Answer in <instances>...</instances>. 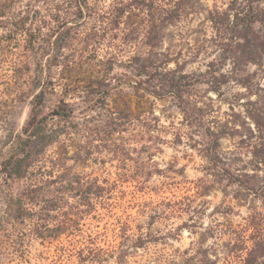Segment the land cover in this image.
<instances>
[{"label":"rangeland","instance_id":"obj_1","mask_svg":"<svg viewBox=\"0 0 264 264\" xmlns=\"http://www.w3.org/2000/svg\"><path fill=\"white\" fill-rule=\"evenodd\" d=\"M75 1L24 0L25 10L39 8L44 16L41 22L28 21L42 26L35 50L24 46L25 35L13 38L0 30V145L10 130L25 124L33 95L40 85L47 86L45 112L61 97L77 102L79 109L66 131L49 119L55 142L35 140L37 158L55 173L64 170L67 177L96 179L102 185L107 181L111 187L108 199L97 200L95 210L80 220L85 235L107 252L102 264H190L191 256H199V264H242L251 249L264 254V166L258 162L264 156V54L260 64L236 62L231 71L233 61L224 60L231 53L222 51L207 19L209 9L226 8L229 0H187V11L163 31L160 50L169 58L166 69L188 76L182 101L172 93L160 97L133 88L124 79V72L132 74L125 62L145 51L144 36L135 29L139 17L120 24L122 29L132 27L124 34L96 29V43L86 47V28L83 22L77 24ZM112 2L88 0L97 13ZM64 20L68 23L63 28H70L57 40L58 22ZM48 41L54 45L49 47ZM107 52H116L118 61ZM119 61L124 65H115L113 73L122 79L106 96V104L83 100L87 93L79 87L85 82L80 78ZM210 62L222 73L212 85L200 75ZM117 113L125 116L117 121L120 125L112 119ZM206 128L220 132L221 165L254 189L211 168ZM0 211L14 215V208L3 201ZM140 235L143 246L135 247ZM19 239L24 252L10 263L0 255V264L76 262L70 237L42 244L23 231ZM62 244L65 251L59 249ZM240 244L247 248L235 251ZM232 250L226 263V252Z\"/></svg>","mask_w":264,"mask_h":264},{"label":"trees","instance_id":"obj_2","mask_svg":"<svg viewBox=\"0 0 264 264\" xmlns=\"http://www.w3.org/2000/svg\"><path fill=\"white\" fill-rule=\"evenodd\" d=\"M29 1L50 4L52 0ZM185 1L187 0H113L102 13L93 11L88 0H76L73 7L77 24L83 22L86 28L83 39L86 47L96 43L94 36L96 29L102 28L104 32L115 31L117 35L119 30L124 34L127 30H132V27L122 29L120 24H127L126 20L132 16L139 17L135 29L137 32L141 31L144 36L145 51L144 54L138 53L125 62V67L130 69L132 74L124 72V79L130 80L129 83L133 88H140L160 97L172 93L175 98L182 101V92L189 86L188 76L177 75L176 72L166 69L169 58L160 50V44L165 28L187 11L189 6H184ZM23 2L24 0H0V30L5 29L13 38L25 35L24 46L32 51L36 49L38 43L36 34L41 31L42 26H36L34 22L28 21L35 18L36 21L41 22L44 16L39 8L25 10L22 6ZM207 19L211 22L215 35L222 41L219 44L222 51L231 53L224 56V60L233 61L231 71L235 70L236 62L260 64L263 61L264 0H229L226 8L220 9L215 5L209 9ZM67 23L66 20L58 22V29L55 31L57 40L65 37V33L70 28L68 26L63 28ZM54 42L48 41L49 47L54 45ZM228 47L231 49L229 50ZM108 55L118 61L116 52H107ZM36 63L37 67L41 65ZM115 65L124 64L121 61L117 64L115 62L99 68L94 76L74 77L75 81L79 78L85 80L84 84L79 86L84 87L87 93V96H83V100L89 98L90 101H99L101 106L106 104V96L118 87L122 79L113 73ZM40 68L42 69L41 66ZM217 74L222 75L220 68L215 67L213 62L208 63L207 68L200 73L203 82L211 85L217 82ZM115 78L118 82L113 83ZM213 89L218 91L219 88ZM46 93L47 86L40 85L33 95L30 114L25 124L20 130L16 128L10 130L7 138L0 145V202L3 201L7 206L14 208L12 218L0 211V237H2L0 255H4L10 263L14 255L23 253L24 242L19 239V235L25 231L33 234L42 244L53 243L64 236L70 237L71 240H68L72 250L70 255L75 257L76 262L72 261L68 264H102L108 254L94 243L90 235H85L80 220L87 212L95 210L97 200L108 199L107 195H110L111 187L107 181H104L107 185H102L96 179L84 181L79 177H67L64 170L55 173L53 167L50 170L46 169L37 158L35 140L55 142L52 134L54 124L51 120L55 119L56 125L65 127L66 131L79 109L77 102H66L61 97L48 112H45ZM180 107L188 117L187 109L183 105ZM124 117V114L117 113L112 119L117 122ZM117 124L120 125L118 122ZM205 132L211 144L207 154L211 168L221 172L230 182L246 189H254L241 176L221 165L223 160L217 150L220 132L210 128H206ZM258 159V162L264 166V156ZM54 163V166H60V163ZM17 186H19L18 190L14 193L13 188ZM70 198L73 200L70 201ZM143 240L142 235L138 236L134 246H143ZM255 245L259 246V243L256 242ZM59 246L60 250L65 251L63 244ZM244 248L247 247L241 244L233 247L235 251ZM234 250L231 253L226 252V263ZM254 251L256 250H250L249 256L243 259L242 264L264 263V254L253 253ZM190 261L192 264H199V256H191Z\"/></svg>","mask_w":264,"mask_h":264}]
</instances>
